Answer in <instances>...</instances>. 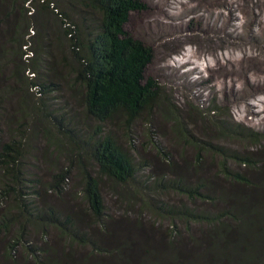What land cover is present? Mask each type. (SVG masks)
I'll use <instances>...</instances> for the list:
<instances>
[{"label": "rangeland", "instance_id": "374dc122", "mask_svg": "<svg viewBox=\"0 0 264 264\" xmlns=\"http://www.w3.org/2000/svg\"><path fill=\"white\" fill-rule=\"evenodd\" d=\"M1 1L10 10L12 0ZM137 1L141 8L129 14L124 30L151 48L153 56L144 81H156L162 100L151 115L141 116L128 132L123 126L114 128L116 139L129 150L140 172L130 185L105 182L103 198L111 222L107 235L101 233L102 228L93 227V236L97 232L96 239L153 237L165 245L168 239H176L174 250L164 261L163 257L161 261L124 259L121 264H264V0ZM22 13L21 1L14 4V11L0 12V90L7 84L9 88L13 86L5 99L0 140L9 141L22 134L30 146L27 161L41 168L45 190L52 173L68 164L69 152L65 138L57 135L55 124L46 122L44 114L43 122L36 121V107L41 108L43 103L47 112L57 113L55 117L61 124L67 123L64 132L75 134L82 128L81 123L86 128H93L94 123L82 114L80 91L62 63L64 58L70 61L63 37V47L56 46L61 27L50 12L40 19L45 38L43 51H50L49 55L43 52V58L52 59L46 78L52 81L53 91L38 98L26 88L19 70L20 51L25 47L20 41L13 42L17 34L28 37L27 16ZM9 24L10 36L4 33ZM24 75L31 76L26 72ZM211 107L219 109L216 118L209 116ZM61 112L74 115L71 124L59 116ZM235 124L240 125L234 128ZM252 133L256 135L249 138ZM205 142L212 152H202ZM230 154L251 159L253 167L238 166ZM163 158L172 161L165 162ZM236 174L245 180L234 182L229 178ZM148 178L173 185H205L204 197L194 202L172 190L159 198L174 209L184 206L202 213L209 224L188 222L190 231L186 232L179 219L171 220L161 211L145 207L147 199L151 202L152 198L133 194L135 188L143 191L141 183ZM67 183V192H77L78 175L73 169ZM43 194L46 204L55 203L50 202L55 197ZM62 203L58 200L53 206L64 210ZM3 210L5 205L0 208ZM171 221H176L177 230L169 238ZM42 236L44 233L35 230L30 238L41 244ZM47 236L49 244L59 249V239L64 238L58 230L49 227ZM52 254L47 251L46 256L53 258ZM103 261L102 264H115L109 258ZM0 264L36 262L19 255L14 262L9 260L3 254L0 237ZM68 264L74 263L69 259Z\"/></svg>", "mask_w": 264, "mask_h": 264}, {"label": "trees", "instance_id": "16d2710c", "mask_svg": "<svg viewBox=\"0 0 264 264\" xmlns=\"http://www.w3.org/2000/svg\"><path fill=\"white\" fill-rule=\"evenodd\" d=\"M18 1L22 4V15L27 16L25 35L28 37L17 34L13 42L20 41L21 46L25 47L20 51L19 70L22 71L26 88L32 89L38 98L53 91L52 81L46 78L50 74L52 59L50 56L43 58V52L49 55L50 51H43L45 38L43 21L40 19L50 12L61 27L56 46L59 44L63 47L60 44L63 37L70 57V61L64 58L62 63L70 70L72 82L78 86L84 118H90L94 125L93 128H86L81 123L79 132H64L67 123L61 124L55 117H58L57 113L47 112L43 103L41 108L36 107V121L43 122L44 114L46 122L55 124L57 135L65 138L66 151L69 152L66 156L68 164L52 173L45 190L40 176L43 175L41 168L27 161L30 146L23 141L22 134L9 141L0 140V208L5 205V210L0 211L3 254L13 262L19 255L33 259L36 264H68L69 259L74 264H102L107 258L115 264H121L120 261L124 259L128 262L145 259L161 261L163 257L162 260H166L174 250L176 239H168L167 245L162 240L157 242L153 237L96 239L97 232L93 236L92 229L100 227L103 229L101 233L107 235L106 229H109L111 222L103 198L105 182L130 185L140 172L129 150L123 148L116 139L114 128L123 126L128 132L141 116L151 115L162 100L161 88L156 81H144V72L153 56L151 48L133 39L124 30L129 14L140 10V3L137 0H12L9 10L0 0V12L14 11V4ZM4 33L10 36V24ZM25 72L31 76L26 78ZM65 78L68 79L67 75ZM8 86L0 90V121L6 116L5 99L13 89L12 84L10 88ZM218 111L217 107L209 108V116L216 118ZM61 113L59 116L71 124L74 115ZM170 113L174 117L172 110ZM239 125L235 124L234 128ZM180 133L183 135V131ZM255 135L252 133L248 137ZM194 144L198 147L197 143ZM209 148V143L205 142L202 152H212ZM229 157L238 166L254 165L251 159H241L233 154ZM163 159L165 162L172 161ZM72 169L78 175V190L69 193L67 182ZM229 178L234 182L245 180L240 174L230 175ZM158 180L148 178L145 183H141L143 191L134 187L133 195L151 197V202L146 198L144 206L161 211L164 217L171 220L179 219L185 225L186 232L190 231L188 222L209 224L202 213L192 212L184 206L174 209L159 198L167 190H172L188 202H194L204 197L202 191L205 185L190 186L186 182L173 185ZM43 192L56 198L50 201L54 204L62 200L64 210L54 207V204H46ZM64 195H68V199ZM64 198L66 201H63ZM171 222L169 238L177 230L176 221ZM51 226L64 238L59 239V249H54L47 240V230ZM35 230L44 233L39 239L41 244L30 238L31 232ZM157 244L163 247L158 248ZM46 250L54 253V257L46 256ZM60 253L62 255L59 257Z\"/></svg>", "mask_w": 264, "mask_h": 264}]
</instances>
